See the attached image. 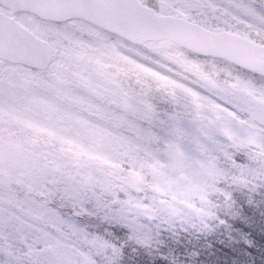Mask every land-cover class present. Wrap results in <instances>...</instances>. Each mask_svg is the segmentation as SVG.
I'll list each match as a JSON object with an SVG mask.
<instances>
[{"label":"snow or ice","instance_id":"snow-or-ice-1","mask_svg":"<svg viewBox=\"0 0 264 264\" xmlns=\"http://www.w3.org/2000/svg\"><path fill=\"white\" fill-rule=\"evenodd\" d=\"M248 212L264 0H0V264H195Z\"/></svg>","mask_w":264,"mask_h":264},{"label":"trees","instance_id":"trees-1","mask_svg":"<svg viewBox=\"0 0 264 264\" xmlns=\"http://www.w3.org/2000/svg\"><path fill=\"white\" fill-rule=\"evenodd\" d=\"M249 216L254 217V219H260L262 220V222L264 221V219L260 217L259 213H250ZM256 230L259 234L260 227ZM260 235L261 236H259V238L264 239V232H262ZM229 251L230 249L226 248L224 251L221 249H217V251L214 252V256L218 264H264V241L260 246H256L255 243L254 250L249 253V256L243 258L242 262H237L236 253L233 251ZM149 264H152V261H149Z\"/></svg>","mask_w":264,"mask_h":264},{"label":"rangeland","instance_id":"rangeland-1","mask_svg":"<svg viewBox=\"0 0 264 264\" xmlns=\"http://www.w3.org/2000/svg\"><path fill=\"white\" fill-rule=\"evenodd\" d=\"M256 222V226H255V231H256V234H257V237H259V236H261L260 234L262 233V232H264V221L263 222H261L260 220H259V222H260V224H259V222L258 221H255ZM260 227V230H259V234L257 233V230L256 229H258ZM242 231H246V232H248L249 230H248V228L246 229H243ZM258 239H260V238H258ZM206 246H210V244L209 243H206ZM236 253L237 254H241L239 251H237V249H236ZM243 259V257L242 258H236V260H242ZM196 264V263H195ZM208 264V263H207ZM209 264H213L212 262L211 263H209ZM215 264H218V263H215Z\"/></svg>","mask_w":264,"mask_h":264}]
</instances>
